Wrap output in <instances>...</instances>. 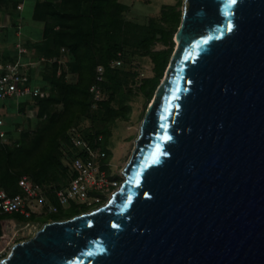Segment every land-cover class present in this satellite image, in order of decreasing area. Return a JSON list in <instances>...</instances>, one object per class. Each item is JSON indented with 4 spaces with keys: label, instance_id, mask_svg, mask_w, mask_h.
Returning a JSON list of instances; mask_svg holds the SVG:
<instances>
[{
    "label": "water",
    "instance_id": "95a60500",
    "mask_svg": "<svg viewBox=\"0 0 264 264\" xmlns=\"http://www.w3.org/2000/svg\"><path fill=\"white\" fill-rule=\"evenodd\" d=\"M125 179L0 264H264V0H185Z\"/></svg>",
    "mask_w": 264,
    "mask_h": 264
},
{
    "label": "trees",
    "instance_id": "16d2710c",
    "mask_svg": "<svg viewBox=\"0 0 264 264\" xmlns=\"http://www.w3.org/2000/svg\"><path fill=\"white\" fill-rule=\"evenodd\" d=\"M127 7L120 0H43L36 4L34 17L45 21L43 36L48 40L43 54L61 57L62 48H65L66 55L74 58L73 72L77 74V81H66L65 70L57 74V60L51 63L53 71L47 80L35 78L34 73H30L31 84H40L49 93L31 98L38 107V117L43 119L31 137H23L20 143L4 142L0 145V187L9 194L21 191L19 180L23 175L55 188L66 184L69 175L61 141L69 138L73 126L90 132V137L101 134L108 142L114 121L129 118L130 106L125 104L120 66H110L112 60L125 59L122 38L126 33L131 34V47L139 56L149 57L154 65L156 76L144 79L139 86L147 92L148 99L154 97L174 51L173 38L181 23V12L176 5H165L148 24H139L123 18ZM166 26H170V30ZM158 42L166 48L156 49ZM98 65L105 67L104 98L97 104L103 109L101 128L80 123L82 115L87 114L92 105L90 87ZM114 101H117L116 106ZM58 105H62V110H57ZM52 169L60 171L62 180L56 174L49 175ZM83 211L84 208L71 205L42 218L47 222L63 220ZM7 217L20 221L38 219L36 215L26 218L16 213H0V237L3 234L2 221Z\"/></svg>",
    "mask_w": 264,
    "mask_h": 264
},
{
    "label": "rangeland",
    "instance_id": "374dc122",
    "mask_svg": "<svg viewBox=\"0 0 264 264\" xmlns=\"http://www.w3.org/2000/svg\"><path fill=\"white\" fill-rule=\"evenodd\" d=\"M121 2L128 6L127 10L123 13V18L125 20H130L139 24H148L152 17L160 14L165 5L178 6L182 19L185 0H122ZM29 10L28 4L24 13H27ZM166 28L170 30V26H166ZM173 40L175 41V36ZM131 41L130 33L123 35L122 42L125 51V59L120 66L125 104L130 106V114L128 119L117 118L114 121L110 126L111 136L108 138L107 142V146L110 148L109 161L111 162L115 176H120V173L125 168L136 148V140L140 134L143 118L148 105L153 99H148L147 92L145 93L142 91L139 86L144 79H151L156 76L151 59L147 56H139L136 50L131 47ZM176 47L177 43L175 41L174 51ZM155 48L161 49L166 47L161 42H158ZM62 53L63 56L60 58L61 62L58 63L59 67L57 74L65 70L66 81L76 82L77 74L73 72L74 58L70 54L66 55L65 50ZM66 58H68V60H66ZM51 63H53V61H42L41 68L37 70L31 66L28 73H35L47 80V77H49L50 74L52 75L53 71V65H51ZM35 66L37 67V65ZM147 89H149V86ZM113 104L116 106L117 101H114ZM56 108L57 110H62L63 107L62 105H58ZM102 114L103 109L101 107L91 105L87 114L82 115L80 123L82 122V125L92 124L95 127L101 128L102 122L100 121V116H102ZM0 119L3 120L0 125V145L4 142H9L10 144H12V142L20 143L23 137L30 138L43 122V119L38 117V107L31 98L25 99L24 101H21V99L5 100V103L0 105ZM55 174L60 179L63 176L60 171H56V169L50 170V176ZM108 197L109 193L104 199L107 200ZM46 222V219L42 217H38V219L33 221H20L15 217L4 218L2 221L3 234L0 237L1 254L3 252L7 254L15 244L33 237Z\"/></svg>",
    "mask_w": 264,
    "mask_h": 264
},
{
    "label": "built area",
    "instance_id": "2783aa9c",
    "mask_svg": "<svg viewBox=\"0 0 264 264\" xmlns=\"http://www.w3.org/2000/svg\"><path fill=\"white\" fill-rule=\"evenodd\" d=\"M16 2V8L23 9L25 0ZM64 50L62 48V52ZM22 52L25 50L21 49L20 53ZM47 60L41 57L27 63L18 60L5 64L0 73V101L29 99L48 94V89L31 84V75L25 70L27 66ZM58 61L61 62L60 58ZM122 63V59L117 58L110 62V66L115 68ZM104 73L105 67L98 65L95 80L90 87L92 105H97L104 98ZM2 122L0 119V125ZM68 134L69 138L61 141V152L69 175L66 184L55 188L23 175L19 180V193L11 195L0 187V213H16L26 218L33 215L42 217L77 205L84 208L79 213L82 214L94 211L110 200L121 187L125 174L122 170L120 176H115L109 161L110 148L103 135L90 137V132L82 131L78 126H73ZM108 193L106 200L104 198ZM7 254L0 252V260Z\"/></svg>",
    "mask_w": 264,
    "mask_h": 264
},
{
    "label": "crops",
    "instance_id": "0c3cea01",
    "mask_svg": "<svg viewBox=\"0 0 264 264\" xmlns=\"http://www.w3.org/2000/svg\"><path fill=\"white\" fill-rule=\"evenodd\" d=\"M15 1L0 0V73L3 71L2 67L5 64L14 63L18 60L27 63L45 57L50 61H58L62 56L42 55V52L48 46V40L43 36L45 21L35 19L34 11L36 4L43 0H25L21 10L16 8L17 2ZM28 4L30 10L24 13ZM21 49H24L25 52L20 53ZM41 63L31 66L38 70L42 66ZM31 66L25 67V70L28 72ZM34 77L41 78L35 73ZM3 103L5 101H0V105ZM37 217L40 218V216Z\"/></svg>",
    "mask_w": 264,
    "mask_h": 264
},
{
    "label": "snow or ice",
    "instance_id": "6c2138e0",
    "mask_svg": "<svg viewBox=\"0 0 264 264\" xmlns=\"http://www.w3.org/2000/svg\"><path fill=\"white\" fill-rule=\"evenodd\" d=\"M233 2H235V0H233Z\"/></svg>",
    "mask_w": 264,
    "mask_h": 264
}]
</instances>
